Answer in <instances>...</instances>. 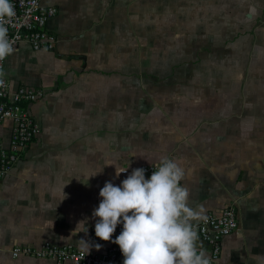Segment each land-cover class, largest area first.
I'll list each match as a JSON object with an SVG mask.
<instances>
[{"label": "crops", "instance_id": "1", "mask_svg": "<svg viewBox=\"0 0 264 264\" xmlns=\"http://www.w3.org/2000/svg\"><path fill=\"white\" fill-rule=\"evenodd\" d=\"M43 3L56 48L23 42L4 69L44 95L40 133L0 181V264H54L13 258L16 246L87 249L100 189L162 156L185 170L193 207L235 205L217 264H264V0Z\"/></svg>", "mask_w": 264, "mask_h": 264}, {"label": "clouds", "instance_id": "2", "mask_svg": "<svg viewBox=\"0 0 264 264\" xmlns=\"http://www.w3.org/2000/svg\"><path fill=\"white\" fill-rule=\"evenodd\" d=\"M15 15L11 0H0V62L15 52L7 27ZM6 75L0 64V88L6 86ZM155 167L148 179L145 169L137 168L119 186L105 183L99 192L101 202L93 212L98 218L96 237L118 245L123 264H210L198 245L197 224L205 219V209L190 203L189 189L181 183L185 170L167 156ZM118 224L123 230L112 240ZM95 248L99 251L101 245Z\"/></svg>", "mask_w": 264, "mask_h": 264}, {"label": "built area", "instance_id": "3", "mask_svg": "<svg viewBox=\"0 0 264 264\" xmlns=\"http://www.w3.org/2000/svg\"><path fill=\"white\" fill-rule=\"evenodd\" d=\"M15 6V17L11 18L8 27L9 39L14 40L15 50L26 42L33 51H54L57 45L56 36L48 30V22L57 14V9L46 5L43 0H11ZM7 58L0 62L5 69ZM6 86L0 88V123L12 122L11 137L8 145L0 140V181L5 179L14 165L40 133V125L31 113V106L43 97L41 89L25 85L13 86L5 78ZM154 164L120 169L121 176H128L134 169H145V178H150L156 170ZM123 225L118 224L112 240L121 233ZM238 230V213L235 205H227L220 213H207L205 219L198 222L199 241L210 247L206 254L210 264H217L221 254V242ZM89 246L80 249L72 245L56 246L44 242L38 247L16 246L12 257H30L48 259L54 264H123V255L115 243L99 240L95 235V226L90 229ZM101 245L99 251L95 245Z\"/></svg>", "mask_w": 264, "mask_h": 264}]
</instances>
